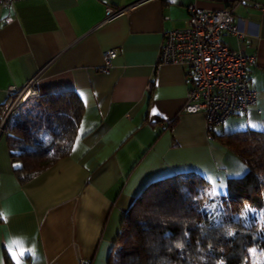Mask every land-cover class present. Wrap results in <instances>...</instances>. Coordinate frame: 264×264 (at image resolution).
I'll return each instance as SVG.
<instances>
[{"label": "crops", "instance_id": "crops-1", "mask_svg": "<svg viewBox=\"0 0 264 264\" xmlns=\"http://www.w3.org/2000/svg\"><path fill=\"white\" fill-rule=\"evenodd\" d=\"M189 5L230 9L243 37L220 39L253 57L247 75L255 103L211 131L203 113L183 110L186 68L157 65L165 33L186 26ZM108 6L124 11L105 20ZM110 49L116 56L102 71ZM34 76L37 95L69 90L83 110L69 154L25 182L14 172L6 133L21 105L0 132V264H108L124 213L151 182L193 170L209 181L208 192L214 182L224 193L229 177L245 173L220 137L264 131V0L0 6V105L9 86Z\"/></svg>", "mask_w": 264, "mask_h": 264}, {"label": "trees", "instance_id": "trees-1", "mask_svg": "<svg viewBox=\"0 0 264 264\" xmlns=\"http://www.w3.org/2000/svg\"><path fill=\"white\" fill-rule=\"evenodd\" d=\"M82 110L69 90L39 94L20 106L6 133L21 181L69 154ZM220 140L243 161L245 173L229 177L225 192L215 196L206 177L193 170L151 182L124 213L108 264H264L247 254L264 247V228L255 227L264 209V131ZM224 203L240 216L223 214L218 206Z\"/></svg>", "mask_w": 264, "mask_h": 264}, {"label": "built area", "instance_id": "built-area-1", "mask_svg": "<svg viewBox=\"0 0 264 264\" xmlns=\"http://www.w3.org/2000/svg\"><path fill=\"white\" fill-rule=\"evenodd\" d=\"M16 0H0L7 7ZM243 0H237L241 2ZM124 11L122 7H106L105 20ZM188 19L184 28L165 33L157 65L176 64L186 68L189 87L183 110L188 113L201 112L207 130L220 126L230 116L245 112L256 101V93L250 87L248 65L253 57L243 50H234L224 45L222 33L243 37L234 23L230 9L203 10L193 5L187 7ZM116 56L115 49L103 53L106 71ZM36 76L21 88L9 86L8 97L0 105V132L17 108L28 98L38 94L34 87ZM78 264H91L81 259Z\"/></svg>", "mask_w": 264, "mask_h": 264}, {"label": "rangeland", "instance_id": "rangeland-1", "mask_svg": "<svg viewBox=\"0 0 264 264\" xmlns=\"http://www.w3.org/2000/svg\"><path fill=\"white\" fill-rule=\"evenodd\" d=\"M241 162H243V161L241 160ZM213 184H215V183L213 182L211 184L212 187L209 188V194H211L212 196H215L216 193H218V194L222 193L221 188L216 186V185L213 186ZM262 197H264V191H262ZM213 204H215V203H213ZM224 205H226V207H224ZM235 206H237V205H235ZM262 206H264V204H262ZM218 207H220V210L225 215L231 214V215L236 216V217L240 216L239 213L235 214L232 212L233 211L232 210L233 205H231L229 203L220 204ZM262 208H264V207H262ZM235 210H236V208H235ZM256 215H257V218H256L257 220H256V226L255 227L264 228V209H259ZM248 250L249 251H247V254H249L250 258H255L258 260H264V247H260V248L252 247Z\"/></svg>", "mask_w": 264, "mask_h": 264}, {"label": "snow or ice", "instance_id": "snow-or-ice-1", "mask_svg": "<svg viewBox=\"0 0 264 264\" xmlns=\"http://www.w3.org/2000/svg\"><path fill=\"white\" fill-rule=\"evenodd\" d=\"M253 127H255V125H252Z\"/></svg>", "mask_w": 264, "mask_h": 264}]
</instances>
